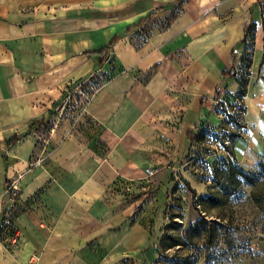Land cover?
I'll use <instances>...</instances> for the list:
<instances>
[{
	"label": "crops",
	"instance_id": "1",
	"mask_svg": "<svg viewBox=\"0 0 264 264\" xmlns=\"http://www.w3.org/2000/svg\"><path fill=\"white\" fill-rule=\"evenodd\" d=\"M249 20L256 28L241 103L264 134L257 0H0V264H126L141 254L139 203L115 182L177 157L186 133L211 116L215 89L235 93L238 82L222 71L239 70ZM115 36L99 65L91 52ZM71 97L85 99L73 113L100 127L94 138L104 150L69 122L53 128L47 151L22 137L7 146ZM16 174L23 204L41 192L15 213L6 183Z\"/></svg>",
	"mask_w": 264,
	"mask_h": 264
},
{
	"label": "rangeland",
	"instance_id": "2",
	"mask_svg": "<svg viewBox=\"0 0 264 264\" xmlns=\"http://www.w3.org/2000/svg\"><path fill=\"white\" fill-rule=\"evenodd\" d=\"M253 37L244 43L243 59L251 54ZM244 64L245 59L239 66L238 78L247 71ZM94 85L86 88L87 93ZM223 86L227 85L214 91L218 97L211 98V116L200 122L197 138L188 142L181 154L174 158L165 155L166 162L148 166L155 169L151 175L144 173L138 180L115 182L114 188L121 196L139 203L137 221L144 226L148 239L141 254L128 258L126 264H264V134H258L255 124L245 119L242 98ZM66 101H56L53 111L45 117L26 123L19 132L24 134L22 139H31L36 147L47 151L53 128L69 122L72 130L92 138L93 144L104 150L103 143L94 138L100 127H94L86 115L73 113L85 99L71 97ZM169 150L173 154L174 148ZM224 162L254 174L255 182L242 178L233 193H224L215 183L213 168ZM156 167L162 170L157 172ZM18 180L16 174L6 183L11 212L19 205H27L17 192ZM201 217L205 218L207 230L201 237L188 240V225ZM5 233H15L11 222L6 223ZM177 238L181 244L172 246Z\"/></svg>",
	"mask_w": 264,
	"mask_h": 264
},
{
	"label": "trees",
	"instance_id": "3",
	"mask_svg": "<svg viewBox=\"0 0 264 264\" xmlns=\"http://www.w3.org/2000/svg\"><path fill=\"white\" fill-rule=\"evenodd\" d=\"M257 1L260 3V6H261V10H262V28H264V0H257ZM144 20H146V18ZM255 28H256L255 22L253 20H249L244 25L243 36H242L241 42L245 43L246 39L251 38L252 35L254 36ZM116 38L117 37L115 36L107 45L99 48L98 50H94L93 52H91V54H95L96 53V54L101 55V57H100V59L98 61L99 65H102L104 59L108 55V51H109L110 47L113 45V42L116 41ZM262 38H264V37H262ZM242 55H243V53H242ZM242 55H241V61L245 59L244 67L247 69V71L245 72L244 76H242L241 78H238V71L235 70V67H234L233 64L228 69L222 71V76L223 77L235 78V80L238 82V88L235 91V94H238V96H240L241 98L246 93V85L248 83V78H247L246 75L249 76L248 68L250 67V63H251L252 51H251V54H250V56L248 58H244L243 59ZM262 64H264V53H262L260 66ZM217 95H218L217 93L214 94V99H216L218 97ZM198 127L194 131H191V132L189 131V132L186 133V137H187V141L188 142H192V141H194L197 138ZM23 136H24L23 133L12 135L7 140V146L10 147L11 145L16 143ZM238 136H239V134H237V137ZM262 165H264V164H262ZM213 168H214V172H215L214 176L216 178V182L215 183L218 186V188L221 189L226 194L233 193L235 191V189L238 187V185H239V183L241 181L240 179H242V178H244L248 183H251V184H253L255 182L254 174L248 173L241 166H235V165L231 164L230 162H224L222 165L214 164ZM39 192H41V191H39ZM39 192H36L30 199L26 200L25 203L28 205L29 202H31L32 199L39 194ZM253 196L255 198V201H257V203L259 205H261L260 204L261 201L258 200V198H257L258 196H256L255 193H253ZM215 199H217V198H215ZM19 209L23 210L24 207L19 205ZM137 209H138V206L135 208V211ZM15 213H16V210H15ZM3 219H4V217H3ZM1 228L2 227L0 226V230H1ZM206 230H207V225H206L205 218L201 217V218L195 220L194 222H192V223H190L188 225V227L186 229V238L188 240H191L193 236L201 237L202 234ZM180 244H181V240H179V238H177L172 243V246H177V245H180ZM177 264H189V263L188 262L187 263L178 262Z\"/></svg>",
	"mask_w": 264,
	"mask_h": 264
},
{
	"label": "built area",
	"instance_id": "4",
	"mask_svg": "<svg viewBox=\"0 0 264 264\" xmlns=\"http://www.w3.org/2000/svg\"><path fill=\"white\" fill-rule=\"evenodd\" d=\"M155 172V169H151L150 167L145 168V173L151 175Z\"/></svg>",
	"mask_w": 264,
	"mask_h": 264
}]
</instances>
